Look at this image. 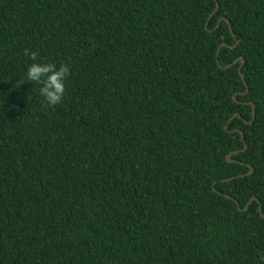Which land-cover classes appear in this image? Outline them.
<instances>
[{"label":"trees","instance_id":"trees-1","mask_svg":"<svg viewBox=\"0 0 264 264\" xmlns=\"http://www.w3.org/2000/svg\"><path fill=\"white\" fill-rule=\"evenodd\" d=\"M260 215L264 0H0V264H264Z\"/></svg>","mask_w":264,"mask_h":264},{"label":"clouds","instance_id":"clouds-1","mask_svg":"<svg viewBox=\"0 0 264 264\" xmlns=\"http://www.w3.org/2000/svg\"><path fill=\"white\" fill-rule=\"evenodd\" d=\"M24 55L29 56L31 60L37 61L38 53L24 50ZM70 64H61L59 67L55 63H32L26 73V79L20 82L24 84H41L39 92L49 105H58L61 103L65 94V80L70 75ZM264 260V257L261 258Z\"/></svg>","mask_w":264,"mask_h":264},{"label":"water","instance_id":"water-1","mask_svg":"<svg viewBox=\"0 0 264 264\" xmlns=\"http://www.w3.org/2000/svg\"><path fill=\"white\" fill-rule=\"evenodd\" d=\"M216 7H217V6L215 5V8H216ZM221 20H223V21L226 22V20H225L224 18H220V19L218 20V22L221 21ZM220 46H226V45H225V44H220ZM235 46H236V41H235L233 47H235ZM237 61L239 62V66H238V68H237V73H238V75L241 77L240 68H241V65H242L243 61H242V59H238V60H236L235 62H237ZM230 66H231V64L225 66V67L222 68V69L229 68ZM243 84H244V92H243V94H245V93L247 92V88H246V85H245L244 82H243ZM232 100L235 102L234 96L232 97ZM250 107H251V120H252V119H253V105L250 104ZM233 117H238V115H237V114H233V115L231 116V118H233ZM248 124H251V121H250ZM225 127H226V126H225ZM225 127H224V129H225ZM230 132H237V133L239 134V136H240L241 141H242V138H241V137H242V134H241V132H240L239 130L234 129V130H232V131H230ZM242 142H243V141H242ZM245 148H246V145L243 143L242 151H243ZM229 155H231V153H230ZM229 155L226 156V161H227V162H231V161H230V158H229ZM249 172H251V169H250ZM233 202L236 204L235 201H233ZM236 206H237V204H236ZM244 208H245V207H244ZM244 208H243V209H239V210H240V211H243ZM260 217H261V218H264V215H260Z\"/></svg>","mask_w":264,"mask_h":264}]
</instances>
